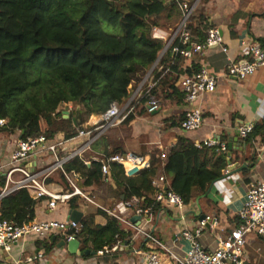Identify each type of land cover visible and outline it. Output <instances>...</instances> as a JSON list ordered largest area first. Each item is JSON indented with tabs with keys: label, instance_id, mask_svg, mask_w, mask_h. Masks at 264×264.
<instances>
[{
	"label": "trees",
	"instance_id": "1",
	"mask_svg": "<svg viewBox=\"0 0 264 264\" xmlns=\"http://www.w3.org/2000/svg\"><path fill=\"white\" fill-rule=\"evenodd\" d=\"M168 1L167 5L165 0H0V117L7 119L0 128L19 130L22 138L44 134L53 140L61 131L70 138L91 115L106 111L113 102H127L130 86L141 84L151 70L157 80L153 92L159 100L166 98L162 89L166 83L175 85L174 71L185 58L172 51L178 39L162 55L167 42L154 36L158 17L168 6L181 17L177 2ZM211 26L204 17L196 22L198 41L206 39ZM200 69L194 62L187 73ZM180 89L176 91L182 101L185 93ZM69 104L73 108L65 116L61 107ZM134 117L130 113L124 122ZM258 139L264 142V118L244 140L252 148ZM101 159L88 164L84 156H74L64 168L80 174L81 188L102 184ZM229 165L227 152L198 147L179 136L172 147L155 148L149 166L136 175L128 176L122 164L111 163L115 193L111 210L122 196L125 200L136 196L138 206L158 209L161 202L153 181L160 173L188 203L205 194ZM5 183L6 175L0 174V186ZM37 206L27 188L0 198L1 215L17 223L36 217ZM240 222L238 215L237 226ZM81 223L78 238L83 250L91 247L97 252L133 235L131 228L112 216L100 225L88 214Z\"/></svg>",
	"mask_w": 264,
	"mask_h": 264
},
{
	"label": "crops",
	"instance_id": "2",
	"mask_svg": "<svg viewBox=\"0 0 264 264\" xmlns=\"http://www.w3.org/2000/svg\"><path fill=\"white\" fill-rule=\"evenodd\" d=\"M165 3L168 5L170 2L165 0ZM202 17L210 25L222 29L225 43L236 58H243L244 41H258L264 48V0H200L191 24L196 40H198L195 31L196 22L202 20ZM158 18L160 25L155 27L154 36L165 40L168 45L180 21V13L171 10L168 6ZM167 45L162 55L168 49ZM194 62L201 67H208L212 73H217L219 78L215 91L207 93L200 102L203 111L202 127L198 130L186 131L181 127V119L188 105L184 98L179 101L176 90L182 89V77ZM228 68L229 60L220 47H210L193 58H184L181 66L174 71L178 77L175 85L166 83L162 89L166 98L160 99L161 106L157 111L149 112L147 102L136 98L135 109L132 112L135 117L129 122L108 128L90 148L84 149L82 153L86 162L91 164L93 160L105 156L111 150L120 148L121 151L138 154L147 167L155 148L172 147L179 136H186L194 142L216 137L226 142L228 148L229 142H232V163L224 169L222 179L216 180L210 191L212 183L205 194L186 202L183 209L161 203L158 209L135 221L133 217L138 213L133 208L122 214L179 255H184L189 248L188 241L182 235L183 231L185 229L194 231L198 219L205 214L216 215L218 224L214 228L207 226L200 234L199 240L206 248L215 249L216 236L227 235L236 228L238 212L243 206L249 183L256 179H264V142L258 139L252 148H248L247 145L244 147L245 138L240 136L237 139L235 134L241 125L264 118V66L243 80L229 75ZM139 86L140 84L136 88L130 86V97L137 94ZM117 102L120 105L126 103ZM65 115H69V111L65 112ZM20 134L19 130L8 131L0 128V166L11 160ZM55 140H66L63 149H60V154L67 156L86 141V136L66 138L65 132L61 131L56 135ZM52 159L47 155L39 158L38 161H32L30 166L40 170ZM245 163L248 167L240 173L242 178L239 179L232 171ZM227 169L230 170L229 175L226 173ZM6 172L7 167L0 169V174L6 175ZM19 177L20 174L16 172L14 179ZM79 181L82 182L80 175L77 177V183ZM168 183L170 185V182ZM48 184L55 192L71 190L60 170L54 171L49 176ZM113 185L114 180L111 175L110 179H104L102 184L82 187L86 193L91 194L96 203L75 195L68 202L59 203L57 207L51 208L48 198L44 197L38 202L36 217L70 220L71 210L77 209L83 213L81 220L92 214L95 223L104 225L111 216L107 209H111L110 206L115 202ZM4 187L0 186L1 189ZM123 226L127 229L131 228L133 235L121 241L120 248L112 253L102 255L97 252L72 253L67 244L60 243L62 236L53 235L44 238L37 234H29L14 244L10 250L0 248V264H16L17 261L37 252H44L45 256L34 264H145L141 252L153 247L152 239L133 227L126 224ZM127 240L128 244H125ZM82 245L81 241L79 249L84 251ZM87 249L94 250L91 247ZM243 259L244 264H264V239L261 236L256 233L248 235Z\"/></svg>",
	"mask_w": 264,
	"mask_h": 264
},
{
	"label": "built area",
	"instance_id": "3",
	"mask_svg": "<svg viewBox=\"0 0 264 264\" xmlns=\"http://www.w3.org/2000/svg\"><path fill=\"white\" fill-rule=\"evenodd\" d=\"M173 1L177 2L181 11V17L173 36L169 40L167 48L174 43V40L178 39V43L173 45L172 51L182 54L185 58H193L203 53L207 48L220 47L229 60L227 73L240 80L253 75L260 67L264 66V48L261 43L255 40L244 41L242 43L243 58L238 59L229 46L226 45L222 29L219 26H211L207 30V36L203 42L196 40L191 29V24L200 0ZM151 71L140 84L136 91L137 94L130 97L124 105L113 102L106 111L91 115L89 121L83 127H78L75 135L71 138L86 136V141L67 156L60 154V149H63L67 139L61 141H56L55 139L50 140L44 134L20 138L12 152L11 160L0 166V169L7 167L6 185L0 192V198L17 189L27 188L37 202L47 197L49 200L48 204L51 208L57 207L59 203L68 202L75 195H80L89 202L96 203L91 194L86 193L78 185L77 177L80 174L76 171H67L64 168V164L74 156L82 157L83 150L90 148L92 143L108 128L123 123L128 114L134 111L136 98L147 99L146 102L149 112H155L160 108L161 102L153 92L157 80L154 79ZM218 78V74L212 73L206 66L201 67L198 71H192L191 73L183 75L181 86L182 91L185 93V101L188 105L181 119V127L184 130L194 131L202 127L203 111L200 102L207 93L215 91ZM261 119L259 118V120ZM256 122L241 125L239 127L240 136L246 138L253 130ZM6 123L7 119L0 117V126H5ZM195 145L198 147L204 145L215 147L216 150L222 152H228L229 150L227 143L216 137L197 141ZM47 155H50L53 159L44 168L40 170L31 168L32 161H38L39 158ZM101 162L102 174L105 180L111 177L112 162L122 164L128 176L136 175L145 168L141 157L134 152L118 151L103 156ZM56 170L61 171L68 181L71 190L55 192L50 189L48 178ZM16 172L20 174L18 179H14ZM226 173L229 175L230 170L227 169ZM240 173H236L239 179L242 178ZM153 184L157 187L156 199L158 201L171 204L179 209L185 207L186 201L184 196L170 187L164 173L157 175ZM138 203L139 198L136 196H133L130 200H125L123 196L115 209L107 210L112 217L118 219L123 224L137 229L138 232L152 239L153 247L141 252L145 264H244L243 255L248 235L256 233L264 238V179H256L249 183L243 206L238 212L241 219L240 224L227 235H217V246L215 249L206 248L199 240V236L207 226L213 228L217 226L218 217L216 215L205 214L201 216L198 219V225L194 231L185 229L182 235L188 241L189 248L184 255H179L172 251L161 240L149 234L140 225H136L122 215L130 208H133L142 216L149 215L151 208L140 207ZM82 227L81 221L71 219L58 220L34 217L23 223H17L4 218L0 213V248L10 250L14 244L29 234H37L44 238L59 235L66 241H69L78 238ZM121 244L118 241L111 246L106 245L99 249L97 253L102 255L115 252L120 248ZM44 256V252H37L34 255H28L24 259L17 261L16 264H34Z\"/></svg>",
	"mask_w": 264,
	"mask_h": 264
},
{
	"label": "water",
	"instance_id": "4",
	"mask_svg": "<svg viewBox=\"0 0 264 264\" xmlns=\"http://www.w3.org/2000/svg\"><path fill=\"white\" fill-rule=\"evenodd\" d=\"M65 116H68V115H65ZM23 133V132H22ZM235 134L237 136V139L240 137V132H239V129H237L235 131ZM20 138H22V134H20ZM243 146L245 147L246 144L243 143ZM232 142H229V150L227 152V157H228V161L229 163L231 164V157H232ZM248 167V164L245 163L243 164L242 166L240 167H237L235 168L232 173H237V172H242L244 171L246 168ZM215 183V181L212 182V184L210 185V188H209V191L211 190L213 184ZM82 211L80 210H77V209H72L71 210V217L70 219L71 220H75V221H81V217H82ZM204 216V215H203ZM143 216L141 214H137L133 217V221H135L136 219H141ZM61 244H67L68 247H69V250L72 252V253H88V252H92V253H96L95 250H90V249H86L84 251H81L79 248H80V243H81V239L79 238H75V239H72V240H69V241H66L65 239H62L60 241ZM125 244H128V240L125 241Z\"/></svg>",
	"mask_w": 264,
	"mask_h": 264
},
{
	"label": "rangeland",
	"instance_id": "5",
	"mask_svg": "<svg viewBox=\"0 0 264 264\" xmlns=\"http://www.w3.org/2000/svg\"><path fill=\"white\" fill-rule=\"evenodd\" d=\"M145 79V78H144ZM134 88H136L137 87V85L136 86H133ZM67 106V107H66ZM66 106H64V107H61V111L62 112H64V114H65V112H67V111H69V113H70V110L73 108V104H69V105H66ZM67 114V113H66Z\"/></svg>",
	"mask_w": 264,
	"mask_h": 264
}]
</instances>
